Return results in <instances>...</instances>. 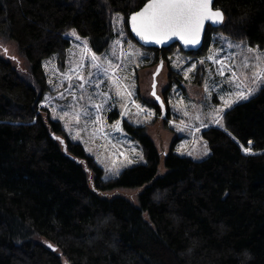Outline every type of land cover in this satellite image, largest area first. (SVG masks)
I'll return each instance as SVG.
<instances>
[{
	"label": "trees",
	"instance_id": "16d2710c",
	"mask_svg": "<svg viewBox=\"0 0 264 264\" xmlns=\"http://www.w3.org/2000/svg\"><path fill=\"white\" fill-rule=\"evenodd\" d=\"M145 1L0 0V264H264V89L227 109L223 126L202 130V159L177 153L176 139L161 151L146 126L124 120L143 160L108 178L40 107L48 91L42 62L65 52V32L76 30L100 54L120 13L136 42L127 19ZM213 7L224 21L207 25L198 50L144 47L157 66L176 48L202 56L218 31L264 48V0ZM139 188L135 201L108 194Z\"/></svg>",
	"mask_w": 264,
	"mask_h": 264
},
{
	"label": "rangeland",
	"instance_id": "374dc122",
	"mask_svg": "<svg viewBox=\"0 0 264 264\" xmlns=\"http://www.w3.org/2000/svg\"><path fill=\"white\" fill-rule=\"evenodd\" d=\"M117 14L123 18V21L114 23ZM124 19L125 17L120 13L112 14L111 23L114 37L104 52L96 54L98 56L106 55L114 65H120L123 69L122 72L115 73L117 77L121 78L119 92L111 79L91 67L90 54L81 60L80 48L83 45L81 41L70 35L72 30H68L64 36L69 39L70 44L65 52L60 56L54 54L42 62L48 91L44 94L40 107L48 111L53 119L61 122L70 140L82 144L85 151L103 168L105 178L115 176L124 167L143 160L140 158L142 156L140 144L122 128L124 120L134 125L146 126L148 134L161 151L167 152L171 143L176 139L175 151L177 153L189 155L191 152L189 156L194 159L206 157L209 154V149L201 132L209 126L223 125V120H221V124L214 122L213 109L223 106L221 97L225 93L221 91V87L225 91L230 90L224 81L225 77L231 75L226 71L224 76H220L217 71L220 65L207 57L215 53L217 54L216 58L223 61L230 56L235 68L244 60L245 56L250 55L247 51L248 48L258 50L261 54H264V48L259 49L257 46H251L246 40H234L220 31L212 34L208 49L202 56L186 55L176 48L168 55L157 75L156 92L163 97L166 103V109L162 115L161 108L155 104V98L151 93L152 74L157 66L155 52L138 45L137 42H133L129 38ZM121 32L123 35H120ZM221 37L226 39H221ZM117 39L121 43L114 45V41ZM229 43L232 45L231 47L228 46ZM3 46L7 49L9 57L16 56L17 58L16 47L11 41H4ZM114 49L115 55H113ZM201 60H204L205 63L200 64ZM81 63L83 64L81 72L87 78L86 80L78 79L77 73L69 71L70 68L75 69ZM193 64L196 65V68L189 72L188 69ZM198 68L201 69L199 74ZM168 71L177 73L180 81L177 83L173 79L169 82ZM65 74L70 79L66 78ZM249 75H251V69H249ZM123 77H127V79L125 80ZM81 83L84 84V88L79 87ZM97 83H99V87H96ZM247 83L250 84V81ZM129 91L132 93L131 97L127 95ZM61 93H63V97H61ZM104 93L107 94V97L102 95ZM119 93H123V95ZM45 97H50V99L46 101ZM131 100L140 104L144 111L137 114L138 109L130 103ZM241 101L244 100L238 102ZM100 103L104 105L99 112L102 121L93 124L92 121L95 120L97 114L94 105ZM68 105H72L80 113L79 121L73 117L72 109ZM53 109H56V118H54ZM227 109L223 111L222 116ZM84 110L90 115H84ZM64 111L69 112V116L60 119L59 117L63 115ZM185 111L188 115H184ZM125 112L127 114L122 115ZM148 112H153L154 115L149 117ZM113 113L117 115L115 118L111 117ZM117 121H119V127H116ZM244 149L245 147H243V151ZM129 160L132 162L129 163ZM139 190L140 188L117 189L108 192V194H120L135 201Z\"/></svg>",
	"mask_w": 264,
	"mask_h": 264
},
{
	"label": "snow or ice",
	"instance_id": "6c2138e0",
	"mask_svg": "<svg viewBox=\"0 0 264 264\" xmlns=\"http://www.w3.org/2000/svg\"><path fill=\"white\" fill-rule=\"evenodd\" d=\"M122 21L123 18L117 14V17L114 18V23ZM205 21H211L214 24L223 23L224 21L223 12L219 9L213 10L211 7V0H148V3H146L140 11L134 12L130 17L131 30L137 37L140 38V40H143L146 43L150 42L163 44L167 40L175 37L183 42L185 46H195L199 44L201 33L204 30ZM70 35L75 37L76 40L81 41L83 45V47L80 48L81 60L90 54L91 67L111 79L112 83L117 86V90L119 92L121 78L117 77L115 73L123 71L121 66L114 65L106 55H96V53L89 47L88 41L86 39H82L77 34L76 30L73 29ZM120 35H123V33L121 32ZM221 39L226 38L221 37ZM120 43L121 41L119 39L114 41V45H119ZM228 46L231 47L232 45L229 43ZM129 47L131 48L130 44ZM247 51L250 55L245 56L244 60L241 61L235 68L232 65V58L230 56L226 57L223 61L217 59V54L215 53L207 57V59L214 60L215 63L220 65L217 70L220 76H224L226 71L231 73L230 76L225 77L224 81L230 90L225 91V89L221 87V91L225 93V95L221 97L223 100V106L213 109L215 113L214 122L217 124H221V114L225 109L231 107L232 104L237 103L239 100H247L257 91L264 89V54H261L258 50L252 48H248ZM115 54L116 52L114 49L113 55ZM251 61H254V63H251ZM199 63L204 64L205 61L201 60ZM82 67L83 64L81 63L78 64L75 69L70 68L69 71L77 73L78 79L86 80L87 78L81 72ZM195 68L196 65L193 64L188 71L191 72ZM249 69H251V75H249ZM65 75L66 78L70 79L67 74ZM89 75L92 74L89 73ZM123 79L126 80L127 77H123ZM249 81L250 84L247 83ZM205 83L207 85V80ZM99 86V83H97L96 87ZM69 87H71V85H69ZM79 87L84 88V84L81 83ZM125 87L128 86L125 85ZM119 94L123 95V93ZM60 95L63 97V93ZM102 95L107 97L106 93ZM127 95L131 97L132 93L129 91ZM152 95L156 98V100H160V97L157 96L155 92V84H153ZM49 99L50 97H45L46 101ZM130 103L134 104L138 109L137 114L144 111L140 104H136L135 100H131ZM160 103L161 108H163V101ZM103 106V103L94 105L97 114L95 120L92 121L93 124L100 123L102 121V117L99 115V112ZM68 107L72 109L73 117L79 121L80 113L77 112L72 105H68ZM53 113L54 118H56V109H53ZM83 114L86 116L90 115L86 110L83 111ZM123 114L127 113L125 112L122 113V115ZM147 115L150 117L154 115V113L148 112ZM184 115H188V113L185 111ZM67 116H69V112L64 111L63 115L59 118L64 119ZM221 126L223 125L221 124ZM116 127H119V121H117ZM249 143H251V141ZM206 150L205 146V151ZM132 151H135V149H132ZM244 151L250 152V149L245 148ZM189 155H191V152H189ZM140 158L142 159L143 157L140 156ZM128 162L131 163L132 161L129 160ZM49 247L52 246L49 245Z\"/></svg>",
	"mask_w": 264,
	"mask_h": 264
},
{
	"label": "water",
	"instance_id": "95a60500",
	"mask_svg": "<svg viewBox=\"0 0 264 264\" xmlns=\"http://www.w3.org/2000/svg\"><path fill=\"white\" fill-rule=\"evenodd\" d=\"M146 3H148V0H146V1L141 5L140 8H138L137 10L131 12V13L129 14V16H128V19H127L128 29H129L131 35H132L133 38L136 40V42L139 43V44H140L141 46H143V47H150V48L162 49V48L168 47L169 45H171V44H173V43H177V44H178V45H179L184 51H196V50H198V49L202 46V44H203V39H204V35H205V32H206L207 25L210 24V25L213 26V27H218L219 25H221V23H215V24H214V23H212L211 21H205L204 30L202 31V33H201V37H200V42H199V44H197V45H195V46H185V45L183 44V42H181L178 38H175V37H173L172 39L167 40V41H166L165 43H163V44H155V43H150V42L146 43L145 41L140 40V38L137 37V36L135 35L134 32H132V30H131V23H130V17H131V15H132L134 12H138V11H140V10L144 7V5H145ZM213 4H214V0H211V7L213 8V10H216V9L221 10L220 8H215V7H213ZM221 11H222V10H221ZM222 12H223V11H222ZM161 66H162V63H161V60H160L159 65L156 67V70H155V71L153 72V74H152V90H151V93L153 92V84H155V92H156V77H157L158 73L160 72ZM156 95L160 97V100H156V98L154 97V98H155V101L159 104V106H160V108H161V103H160V102L162 101V97H161L157 92H156ZM163 105H164V103H163ZM161 111H162V115H164L165 107L161 108Z\"/></svg>",
	"mask_w": 264,
	"mask_h": 264
},
{
	"label": "bare ground",
	"instance_id": "6f19581e",
	"mask_svg": "<svg viewBox=\"0 0 264 264\" xmlns=\"http://www.w3.org/2000/svg\"><path fill=\"white\" fill-rule=\"evenodd\" d=\"M163 101V100H162ZM163 103H164V101H163ZM164 107H165V103H164ZM165 109H166V107H165Z\"/></svg>",
	"mask_w": 264,
	"mask_h": 264
}]
</instances>
